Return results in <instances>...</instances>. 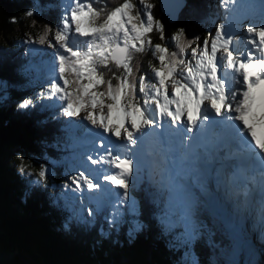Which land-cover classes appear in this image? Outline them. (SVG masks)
Returning a JSON list of instances; mask_svg holds the SVG:
<instances>
[{
  "label": "snow or ice",
  "instance_id": "1",
  "mask_svg": "<svg viewBox=\"0 0 264 264\" xmlns=\"http://www.w3.org/2000/svg\"><path fill=\"white\" fill-rule=\"evenodd\" d=\"M96 2L68 0L51 39L52 29L46 25L43 34L27 41L53 50L50 74L36 99L55 98L64 117L87 121L92 127L85 130L103 149L99 159L88 154L87 161L108 165L99 170L86 168L69 177L71 185L65 182L64 187L74 185L72 191L80 192L86 186L89 192L112 195L100 183L103 180L123 190L115 193L118 201H127L129 177L141 168L134 149L151 134L158 145L152 171L157 187L166 196L161 220L170 226L178 215L191 238L196 231L193 189L200 183L202 162L216 160L224 151L216 170L218 181L235 184L243 177L246 183L238 194L246 199L252 190L249 185L258 184L264 193V138L256 132L257 126L264 127V9L259 25L250 21L246 28V48L231 47L240 40L223 24L216 28L214 37L209 35L202 46L193 47L200 38L186 39L184 29L165 38L163 25L154 19L153 5L146 0H137V4L123 0L106 14L103 8L93 7ZM237 2L222 0L226 11L229 4L235 7ZM32 14L31 10L27 13ZM154 30L164 44L152 43L150 33ZM171 43L176 50L169 51L167 44ZM146 49L158 65L150 62L151 72L137 77L131 61L135 53ZM110 64L123 71L111 72L106 79L99 68ZM32 106L31 96L18 104L20 109ZM205 137L211 138L214 151L207 144L194 143ZM176 143L184 149L179 155ZM19 159L24 174L23 157ZM46 172L41 166L37 173L40 180L47 179ZM100 210L97 202L88 215ZM260 213L264 220V196ZM119 215L114 207L111 222ZM78 219L87 222L82 216ZM139 227L134 225L135 230Z\"/></svg>",
  "mask_w": 264,
  "mask_h": 264
},
{
  "label": "trees",
  "instance_id": "2",
  "mask_svg": "<svg viewBox=\"0 0 264 264\" xmlns=\"http://www.w3.org/2000/svg\"><path fill=\"white\" fill-rule=\"evenodd\" d=\"M39 1L41 6L47 2L45 8H39L40 14L32 11V15H27L34 0H0V251L11 254L13 264L225 262L237 247L235 243H239L235 237L230 239L225 223L215 221L206 206L195 204L194 235L189 238L185 231L184 235H176L174 229L163 226L153 190L144 183L134 192V199L140 205L136 222L139 230L127 223L109 224L103 214L83 219L87 222L74 216L66 202L67 197L73 195L64 187L70 180L62 173L61 166L52 167L55 159L63 155L59 154L62 151L58 148H69L71 139L67 138L64 143L66 133L55 121L58 116H63L57 109L59 104L44 107L45 98L36 99V93L44 84L28 74L31 68L26 59L31 54V47L26 46V41L38 38L46 25L52 29L51 39L61 19L52 11V3ZM122 2L98 0L93 7L103 8L106 14ZM222 5L220 0H185L177 21L170 22L160 9L159 0H153L152 15L162 23L165 38L184 29L186 39L200 38L192 45L195 47L211 35L215 22L222 19L219 15ZM150 36L152 43H165L158 31L154 30ZM167 47L169 51L176 50L174 43ZM142 53L148 67L142 70L143 63H137L139 53L134 54L131 61L137 77L150 73V62L158 65L151 51L146 49ZM111 65L116 68L113 72L123 71L115 64ZM99 70L104 72L101 67ZM110 76L105 73L106 79ZM29 96L35 98L34 106L18 108V104ZM20 157L26 166L24 174L20 172ZM41 166L47 170L46 180H40L37 175ZM247 250L256 252L253 247Z\"/></svg>",
  "mask_w": 264,
  "mask_h": 264
},
{
  "label": "rangeland",
  "instance_id": "3",
  "mask_svg": "<svg viewBox=\"0 0 264 264\" xmlns=\"http://www.w3.org/2000/svg\"><path fill=\"white\" fill-rule=\"evenodd\" d=\"M48 1L56 3V7H55L56 14L58 18L59 17L61 18L63 6L68 3V0H48ZM146 2L153 5V0H146ZM132 3L137 4V0H132ZM46 5H47V2H45L41 6L39 0H34V5L31 7L30 10L35 11L37 10V8L43 9L45 8ZM152 9L153 7L151 8V13H152ZM228 9L229 10L226 11L225 6L222 5L221 9L219 10V15L221 16L222 19L215 22V28L211 32V36L213 37L215 36V30L220 25L222 24L225 25V30H227L228 27L230 26L233 30L234 38H238L240 40L239 45L233 44L234 47L246 48L247 47L246 40L249 38L248 34L246 33V28L249 25L250 21L253 22L254 26L259 25L261 21L259 17H261V14H262L261 12L262 5L259 3L253 2L252 6H250L247 3H245V0H238L235 7H233L232 4H229ZM251 9L256 10V12L250 11ZM243 16L244 18H242ZM245 17L247 19H245ZM27 44H29V42H27ZM153 44H156V42H154ZM202 44H203V41L201 43V46ZM31 46H32V49H31L32 54L26 59L28 63V67L31 68L30 69L31 71L28 72V74L32 77V79L42 80L41 81L42 83L41 82L39 83L44 84L45 86L47 82V78L50 74V66H51L53 50L51 48H48L47 45H39L37 43H31ZM135 54H138V53H135ZM140 61L143 63L142 70L145 67H148L147 60H145L144 53H139L137 55V63ZM101 69L105 73L111 74V72H113L116 68L110 64L108 68L101 67ZM109 69H111V71H109ZM149 71L151 72V67H149ZM42 73H44L43 76L41 75ZM58 104H59V101L56 100L55 98L44 99L42 103V105L47 108L56 107ZM57 109H60V108H57ZM55 121L59 122L58 126L62 130H64V132L66 133L65 135L66 137L65 138L63 137L64 143L67 142V138H70V137L75 138L76 141L69 142L70 144L69 148H65L64 150L58 148L60 151L63 152L59 154H63V155L62 157L55 159L54 161L55 165H52V167L61 166L62 173L65 176H68V178L78 175L80 171H85L86 168L99 170V169H105L108 167L107 164L92 165L90 161H87L88 154H92L93 159H99V156L103 154V149L101 148V145L98 142L94 143L92 141V134L85 130L86 128L92 127L90 124H88L87 121L81 122L80 120H77L76 118L70 119L68 117H63V116H58L55 119ZM112 140L116 141V138L112 137ZM117 143H119V141H117ZM137 147L134 149V153L136 155L138 153ZM86 174L88 173L86 172ZM33 178H35V176ZM129 182H130L129 199L125 202L118 201L115 197L116 192H120L122 194L123 190L119 189L115 185H111L110 182H106L103 180H100V183L105 184L110 189L112 195L106 196L103 192H89L86 186H84L82 191L80 192H73L72 188H74L75 186L72 185L71 188H68V191L71 193V195H73V197L72 196L67 197L66 202L70 206V209H72L73 212L75 213L74 216H76L77 218L78 216H82L83 219H89L88 209L92 208L95 210L97 207V202H99L101 204V210L99 212H95L94 216L103 214V218L107 220L109 224L127 223L128 225L134 226L136 225V222L138 220L137 215H138L139 208H140L139 203L134 199L135 197L134 192L137 189V187H140L142 183H144L146 186L150 187L153 190L152 194H153V197L156 198L157 204L160 203L161 199L163 200L164 206L163 207L161 206V208L159 207L158 209V213L161 218L165 210V207H166V196L163 195V193L159 190V188L158 190L155 188L154 186L155 179H154L152 169L148 168V166H146L145 163L141 162V168L139 172H134L133 176L129 177ZM69 184L71 185V180ZM196 187H199V185ZM193 190H194L193 191L194 205H193L192 211L194 212L198 191L196 192L195 188ZM90 197L98 198V200L90 199ZM205 206L208 207L206 204ZM114 207L119 209L120 215L118 216V219L116 220V222H111ZM211 215H213V218L215 219V221H219L217 218L220 219V217L216 216V212H214V214H211ZM205 220L206 219H204V221ZM231 225L232 224L230 222L228 224L226 223L227 229L230 228ZM163 226L170 230L174 229V232L176 235L181 234V233L184 235L185 225L179 220L178 215L177 217L174 216L172 218V222L170 226H166L165 223H163ZM259 232L260 231H258V234ZM229 234H230V239L233 240V237H232L233 234L231 232H229ZM239 240L240 239L238 238V241ZM259 243L260 242H258V244ZM235 244L237 245V247H234V250L231 251V257H230L231 260L230 258L227 257L225 262L218 261V264H254L255 262L256 264H264V254H262V251L260 253L258 251L250 253L249 250H247L249 245L244 244V242H242L241 240L238 243L240 245H238L237 242ZM260 244L262 245L263 243H260ZM250 247H253V246L250 245ZM240 249H242L241 252H240ZM0 258H2L3 262L5 263L7 262L6 264H13L11 262V254H3L0 251Z\"/></svg>",
  "mask_w": 264,
  "mask_h": 264
},
{
  "label": "bare ground",
  "instance_id": "4",
  "mask_svg": "<svg viewBox=\"0 0 264 264\" xmlns=\"http://www.w3.org/2000/svg\"><path fill=\"white\" fill-rule=\"evenodd\" d=\"M177 2L178 0H170V8L173 9ZM253 2L254 0H245V3L250 6H252ZM259 3L261 4V1H259ZM262 5H264V0ZM250 11L256 12L254 9H251ZM242 18H244V16ZM140 145L141 146L137 147V157L142 163H145L148 168L152 169L151 162L154 158H156V156L153 154L150 155L149 148L157 147V145L154 144V139L151 134L146 136ZM219 167V163L217 162L216 170ZM216 170L214 171V176L212 177V185L216 192L215 199L217 200L216 202L218 206L214 205L213 198H210L211 189L205 176L201 178L199 187H195L196 192L198 191L197 194L201 195V197L206 200L208 210H211L209 213L214 214V212H216V216L220 217V219H217L222 221V223L228 224L231 220H234V222L238 225L239 231L237 236L231 234L233 238L238 237L242 242H244V244L249 245V247L251 245L256 251L259 253L262 251V254H264V220H262L260 213V204L264 193L261 192L258 184L255 187L249 185L252 190L250 198L248 199H246L243 194H238L239 189L243 188V185L238 182L235 184H227L225 189L224 183L218 181L217 179ZM218 212H221V214H218ZM258 231H260L259 234ZM258 242L263 244H258ZM6 263L3 262L2 258H0V264ZM254 264H256V262Z\"/></svg>",
  "mask_w": 264,
  "mask_h": 264
},
{
  "label": "water",
  "instance_id": "5",
  "mask_svg": "<svg viewBox=\"0 0 264 264\" xmlns=\"http://www.w3.org/2000/svg\"><path fill=\"white\" fill-rule=\"evenodd\" d=\"M185 4V0H178L177 4L170 8V0H159V6L162 12L167 16L170 22H175L178 19V13ZM174 16V18H173Z\"/></svg>",
  "mask_w": 264,
  "mask_h": 264
}]
</instances>
